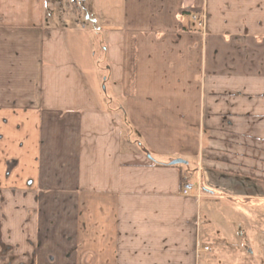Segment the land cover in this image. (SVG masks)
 I'll return each instance as SVG.
<instances>
[{"label":"crops","instance_id":"crops-1","mask_svg":"<svg viewBox=\"0 0 264 264\" xmlns=\"http://www.w3.org/2000/svg\"><path fill=\"white\" fill-rule=\"evenodd\" d=\"M88 1L0 0V264H264V0Z\"/></svg>","mask_w":264,"mask_h":264},{"label":"rangeland","instance_id":"rangeland-1","mask_svg":"<svg viewBox=\"0 0 264 264\" xmlns=\"http://www.w3.org/2000/svg\"><path fill=\"white\" fill-rule=\"evenodd\" d=\"M51 4L50 7H52V13L56 16V18L62 20V19H70L72 18V16L74 15L75 17H78V20L80 21H84V23L88 24V21H85V16H92L91 13V9L89 6V1L88 0H48ZM81 5V6H80ZM51 13V14H52ZM76 20V18H73ZM85 26V31L91 32L93 31L91 34L92 35V40H93V46H94V54L96 55L97 58H95L94 60L98 61V64L95 68V70L93 71V73H95V75H97V89H98V93L100 96H102L106 101L105 97H111L110 95V88L108 85L107 81H103L102 78L104 76H106V72H105V65L103 62V58H104V53L102 51L103 49V40H104V34H105V30L104 29H99L94 31L95 29V25H84ZM99 27H101L102 25H98ZM98 32V33H96ZM88 39L90 40V37H88ZM115 106V103H112V107ZM240 209V211L244 214L243 216L246 217L245 214H248L246 212V210H250V209H254V207H245L242 206ZM258 211L257 215H253L257 222L255 221V223H253V225H256L255 230H258L260 232H264V218H261L264 216V206H259L257 208H255ZM253 214H255V211H253ZM263 214V216H261ZM257 216V217H256ZM244 217V218H245ZM249 218V217H246ZM220 220V219H219ZM250 222H246L244 221L243 218H240V216H238L236 218L235 221L228 220L227 219V223H222L221 221H218V217L217 218H213L208 224H206L204 226L205 230L211 231L213 233L219 232L220 230H222V225L223 226H228V229L230 231H232V236L233 239L232 240H238V238H236V235L238 236V232H244L246 231V225L249 224ZM219 239V238H218ZM221 242V239H219ZM250 240V242L252 241V244H254V249L259 250L261 247V239L260 237L258 238H254L253 240ZM219 257V255H218ZM242 257V256H241ZM238 258V255H237ZM248 258L243 255V262L247 261Z\"/></svg>","mask_w":264,"mask_h":264},{"label":"built area","instance_id":"built-area-1","mask_svg":"<svg viewBox=\"0 0 264 264\" xmlns=\"http://www.w3.org/2000/svg\"><path fill=\"white\" fill-rule=\"evenodd\" d=\"M198 17H199V16H198L197 14H195V15L192 16V19H193V20H197ZM191 188H192V185H191L190 183H184V184L182 185L181 192H182L183 194H187V193L190 192Z\"/></svg>","mask_w":264,"mask_h":264},{"label":"trees","instance_id":"trees-1","mask_svg":"<svg viewBox=\"0 0 264 264\" xmlns=\"http://www.w3.org/2000/svg\"><path fill=\"white\" fill-rule=\"evenodd\" d=\"M191 11H193V9H190L189 7H185V8H183V9L180 10V13L182 15H184V14L190 13Z\"/></svg>","mask_w":264,"mask_h":264},{"label":"water","instance_id":"water-1","mask_svg":"<svg viewBox=\"0 0 264 264\" xmlns=\"http://www.w3.org/2000/svg\"><path fill=\"white\" fill-rule=\"evenodd\" d=\"M181 163H185V161L182 159H175L170 162L171 165H176V164H181Z\"/></svg>","mask_w":264,"mask_h":264}]
</instances>
